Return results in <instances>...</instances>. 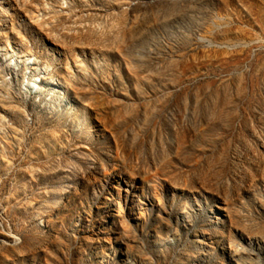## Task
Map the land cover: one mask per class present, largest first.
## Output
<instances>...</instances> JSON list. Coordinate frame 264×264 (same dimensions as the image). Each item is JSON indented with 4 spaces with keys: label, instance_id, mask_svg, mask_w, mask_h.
<instances>
[{
    "label": "rangeland",
    "instance_id": "374dc122",
    "mask_svg": "<svg viewBox=\"0 0 264 264\" xmlns=\"http://www.w3.org/2000/svg\"><path fill=\"white\" fill-rule=\"evenodd\" d=\"M0 264H264V0H0Z\"/></svg>",
    "mask_w": 264,
    "mask_h": 264
},
{
    "label": "bare ground",
    "instance_id": "6f19581e",
    "mask_svg": "<svg viewBox=\"0 0 264 264\" xmlns=\"http://www.w3.org/2000/svg\"><path fill=\"white\" fill-rule=\"evenodd\" d=\"M34 86V85H33Z\"/></svg>",
    "mask_w": 264,
    "mask_h": 264
}]
</instances>
